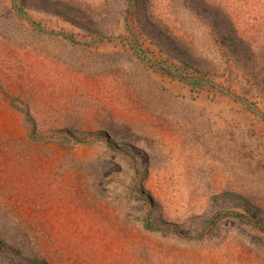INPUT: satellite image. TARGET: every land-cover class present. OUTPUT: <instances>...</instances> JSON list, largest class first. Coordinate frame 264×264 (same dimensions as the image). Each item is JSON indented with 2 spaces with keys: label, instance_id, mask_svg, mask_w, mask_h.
Instances as JSON below:
<instances>
[{
  "label": "rangeland",
  "instance_id": "obj_1",
  "mask_svg": "<svg viewBox=\"0 0 264 264\" xmlns=\"http://www.w3.org/2000/svg\"><path fill=\"white\" fill-rule=\"evenodd\" d=\"M0 264H264V0H0Z\"/></svg>",
  "mask_w": 264,
  "mask_h": 264
}]
</instances>
